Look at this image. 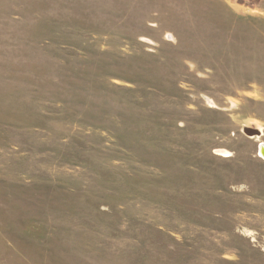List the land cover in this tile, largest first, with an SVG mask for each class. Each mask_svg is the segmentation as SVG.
I'll list each match as a JSON object with an SVG mask.
<instances>
[{
  "label": "rangeland",
  "instance_id": "obj_1",
  "mask_svg": "<svg viewBox=\"0 0 264 264\" xmlns=\"http://www.w3.org/2000/svg\"><path fill=\"white\" fill-rule=\"evenodd\" d=\"M0 264H264V0H0Z\"/></svg>",
  "mask_w": 264,
  "mask_h": 264
}]
</instances>
